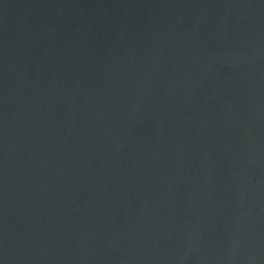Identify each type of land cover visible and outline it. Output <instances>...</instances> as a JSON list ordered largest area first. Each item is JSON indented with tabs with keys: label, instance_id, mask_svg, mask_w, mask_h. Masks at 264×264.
Returning a JSON list of instances; mask_svg holds the SVG:
<instances>
[{
	"label": "water",
	"instance_id": "1",
	"mask_svg": "<svg viewBox=\"0 0 264 264\" xmlns=\"http://www.w3.org/2000/svg\"><path fill=\"white\" fill-rule=\"evenodd\" d=\"M0 264H264V0H0Z\"/></svg>",
	"mask_w": 264,
	"mask_h": 264
}]
</instances>
